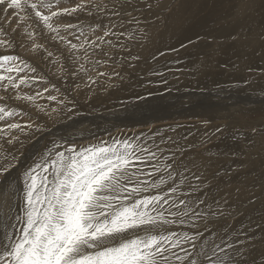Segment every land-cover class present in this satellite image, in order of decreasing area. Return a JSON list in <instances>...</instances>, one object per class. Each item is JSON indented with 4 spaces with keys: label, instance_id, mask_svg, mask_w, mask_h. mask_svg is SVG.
Here are the masks:
<instances>
[{
    "label": "snow or ice",
    "instance_id": "1",
    "mask_svg": "<svg viewBox=\"0 0 264 264\" xmlns=\"http://www.w3.org/2000/svg\"><path fill=\"white\" fill-rule=\"evenodd\" d=\"M129 9L138 10L134 0H0V49H14V34L21 46L29 41L32 52L45 48L38 37L58 41L62 50L53 63L61 78L87 77L83 86L90 87L99 77L109 76L97 71L109 62L137 66L138 55L116 57L112 51H129L121 36L135 39L133 31L117 30L124 29L126 15L131 17L128 23H140ZM81 14L94 17L96 23L81 21ZM52 56L48 51L46 58ZM26 69L36 73L20 56L0 54V89L5 92L0 96V122H4L0 186L12 196L7 211L0 208V264H248L245 245L253 237L247 236L243 225L235 231L210 227V222L231 214L229 202L204 191L210 182L204 179L203 168L184 157L191 133L167 134L176 133L179 125L109 133L108 139L96 138L86 145L61 138L50 141L42 152L25 153L21 136L38 140L35 133L43 134L46 126L31 118L26 124L9 122L27 115L7 103L13 99L9 90L15 91L16 100L31 102L37 113L51 116L35 104L49 87L21 95L22 85L49 83L43 75H19ZM89 71H97V76H89ZM112 75L128 78L127 73ZM145 75L160 76L162 83H168L160 69H150L140 78ZM75 87L80 90L81 84ZM52 88L60 93L56 85ZM46 99L67 103L51 94ZM258 131L264 129L254 128L253 134ZM250 264H264V254Z\"/></svg>",
    "mask_w": 264,
    "mask_h": 264
},
{
    "label": "rangeland",
    "instance_id": "2",
    "mask_svg": "<svg viewBox=\"0 0 264 264\" xmlns=\"http://www.w3.org/2000/svg\"><path fill=\"white\" fill-rule=\"evenodd\" d=\"M134 2L138 10L129 11L140 23H128L131 17L126 15L124 29L117 30H131L135 39H129L127 34L121 36L129 51H112L116 57L138 55L137 66L129 68L125 63L120 67L109 62L97 71L111 78L99 77L90 87L83 86L87 77L61 78L63 74L53 63L62 50L58 41L38 37L45 48L33 53L29 50L31 43L25 39L21 46L18 34H14V49H0V54L25 56L23 60L36 69V73L26 69L19 75L45 77L49 82L46 85H22L21 95H35L49 87V92L37 98L35 104L51 112V116L37 113L33 103L16 100L15 91L9 90L13 99L6 97L7 103L27 113L9 122L26 124L31 118L46 126L43 134L35 133L38 140L21 136L25 141L23 150L30 154L42 152L50 141L61 138L86 145L96 138L108 139L109 133L132 134L181 126L176 133L167 134L182 137L191 133L184 157L203 168L204 179L210 182L204 191L213 197H226L229 202L231 214L210 222L211 229L235 231L243 225L247 236L253 237L245 245L250 264L264 254V131L253 134L254 128L264 129V0ZM65 19L77 22L71 17ZM80 20L96 23L86 14H81ZM48 51L53 53L50 59L46 58ZM61 63H65L62 57ZM153 68L165 73L167 84L161 82L160 76L140 78ZM97 71H89L88 75L96 77ZM113 72L127 73L128 78L121 80ZM77 83L81 84L80 90L75 87ZM53 84L60 89L59 94ZM49 94L67 103L49 101ZM0 96H5L3 89ZM3 124L0 122V127ZM217 128L221 131L215 132ZM11 203V194L0 186V208L6 212Z\"/></svg>",
    "mask_w": 264,
    "mask_h": 264
},
{
    "label": "bare ground",
    "instance_id": "3",
    "mask_svg": "<svg viewBox=\"0 0 264 264\" xmlns=\"http://www.w3.org/2000/svg\"><path fill=\"white\" fill-rule=\"evenodd\" d=\"M247 3H248V2H247ZM235 4H236V2H235ZM236 5H237V4H236ZM241 10H242V9H241ZM245 10H246V9H245ZM243 11H244V6H243V10H242V12H243ZM234 18H235V17H234ZM238 18H239V17H238ZM235 20H236V19H235ZM45 31H46V30H45ZM244 36H245V35H244ZM235 37H236V36H235ZM251 37H252V36H250V38H251ZM254 37H255V36H254ZM252 38H253V37H252ZM240 39H241V38H240ZM247 39H248V38H247ZM255 39H256V38H255ZM233 40H234V39H233ZM250 40H251V39H250ZM236 41H237V40H236ZM224 42H225V40H224ZM255 43H256V42H255ZM256 44H257V43H256ZM25 45H26V44H25ZM144 52H145V51H144ZM244 52H245V51H244ZM33 53H34V52H33ZM35 55H36V54H35ZM24 57H25V56H24ZM24 57L22 56L21 59H23ZM1 91H2V90H1ZM13 91H14V90H13ZM2 92H3V91H2ZM2 92H1V93H2ZM22 95H23V94H22ZM27 107H28V106H27ZM30 110H32V109H30ZM18 118H19V117H18ZM24 124H25V123H24ZM80 126H81V125H80ZM38 145H39V144H38ZM38 145H37V146H38ZM35 148H36V147H35ZM5 196H6V195H5ZM2 197H3V196H2ZM2 197H1V198H2ZM3 198H4V197H3ZM3 198H2V199H3ZM2 199H1V200H2ZM4 202H5V201H4Z\"/></svg>",
    "mask_w": 264,
    "mask_h": 264
}]
</instances>
